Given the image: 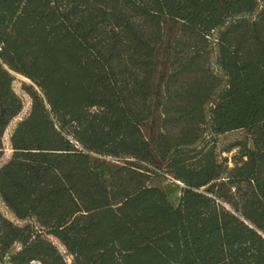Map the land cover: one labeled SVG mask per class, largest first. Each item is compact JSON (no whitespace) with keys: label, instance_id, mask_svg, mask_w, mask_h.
Wrapping results in <instances>:
<instances>
[{"label":"trees","instance_id":"16d2710c","mask_svg":"<svg viewBox=\"0 0 264 264\" xmlns=\"http://www.w3.org/2000/svg\"><path fill=\"white\" fill-rule=\"evenodd\" d=\"M8 148L2 264H264V0H0Z\"/></svg>","mask_w":264,"mask_h":264},{"label":"rangeland","instance_id":"374dc122","mask_svg":"<svg viewBox=\"0 0 264 264\" xmlns=\"http://www.w3.org/2000/svg\"><path fill=\"white\" fill-rule=\"evenodd\" d=\"M12 73L15 77L14 82H13V88L16 91V93L22 97L24 101V109L21 115L17 117L15 120H13V122L9 125L5 133L6 143L9 142L10 133L12 129L15 127L16 122L20 119L21 116L25 115L29 111L30 106H31V98L23 88L25 84H31V81L25 79L23 76H21L20 74L16 72H12ZM237 143L250 144L249 136L245 130L229 131V132L219 135L217 138V153L219 155V159L221 160L223 157L232 156L233 154L237 153L239 148L234 146ZM231 148H233V150L231 153H229L228 150ZM6 151H7L6 155L4 156L3 159L0 160V165L6 160V158L9 156L11 152L9 148ZM233 165L234 163L231 161L229 163V166H233ZM152 184L163 188L168 193V197L173 204L178 203V200L180 197V191H181V187H180L181 184L179 181L173 180L163 173H158L157 175L153 177ZM0 210L7 218L15 221L18 224H23L22 221H18L16 219L14 214L2 202L1 198H0ZM54 241L63 250V246L56 239H54ZM19 247L20 245L16 244L13 248V251L17 250ZM31 264H40V263L35 261V262H32Z\"/></svg>","mask_w":264,"mask_h":264},{"label":"water","instance_id":"95a60500","mask_svg":"<svg viewBox=\"0 0 264 264\" xmlns=\"http://www.w3.org/2000/svg\"><path fill=\"white\" fill-rule=\"evenodd\" d=\"M21 75V74H20ZM21 76H23V75H21ZM25 79H27V80H29V81H31L29 78H27V77H25V76H23Z\"/></svg>","mask_w":264,"mask_h":264}]
</instances>
